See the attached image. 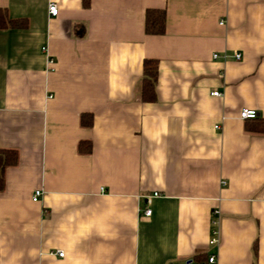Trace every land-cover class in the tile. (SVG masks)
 Returning a JSON list of instances; mask_svg holds the SVG:
<instances>
[{"label": "crops", "instance_id": "obj_1", "mask_svg": "<svg viewBox=\"0 0 264 264\" xmlns=\"http://www.w3.org/2000/svg\"><path fill=\"white\" fill-rule=\"evenodd\" d=\"M0 9L27 21L0 31V149L18 152L0 264H264V135L240 117L264 118V0ZM148 9L166 11L163 35L145 33ZM146 59L159 67L152 102Z\"/></svg>", "mask_w": 264, "mask_h": 264}, {"label": "trees", "instance_id": "obj_2", "mask_svg": "<svg viewBox=\"0 0 264 264\" xmlns=\"http://www.w3.org/2000/svg\"><path fill=\"white\" fill-rule=\"evenodd\" d=\"M89 6V0H83ZM166 11L163 9H148L145 15V33L147 35H163L166 31ZM25 19H12L5 9H0V31L3 29H25ZM158 62L146 59L143 63L142 99L144 102L156 100V86L158 81ZM246 130L251 133L264 135V118L245 119ZM93 123L91 114H83L81 124L90 127ZM80 152L90 153L92 144L81 142L78 146ZM18 152L13 149H0V191L4 187L5 169L17 164Z\"/></svg>", "mask_w": 264, "mask_h": 264}, {"label": "built area", "instance_id": "obj_3", "mask_svg": "<svg viewBox=\"0 0 264 264\" xmlns=\"http://www.w3.org/2000/svg\"><path fill=\"white\" fill-rule=\"evenodd\" d=\"M49 12L51 14V16H57L58 13H59V8L57 6V4L55 3H51L49 4ZM214 58H218L219 55L218 54H214L213 56ZM225 58H227V55H224ZM235 58L237 60H240L241 59V54L240 53H237L235 54ZM213 96H221V93L220 92H214L213 93ZM258 116V113L255 111V110H251V109H248V108H243L240 112V117L245 120V119H253V118H257ZM42 195V192L41 191H36L35 192V195L33 197V200L36 202L39 200L40 196ZM155 195H158V194H155ZM144 215L145 216H151L152 214V210L147 208L143 211ZM218 243V239H217V232H214V236L212 237L211 241H210V244L211 245H216ZM65 254L64 252H58V256L60 257H63ZM209 264H215L216 263V258L215 256H212L209 258ZM188 264H193L192 261L188 262Z\"/></svg>", "mask_w": 264, "mask_h": 264}]
</instances>
